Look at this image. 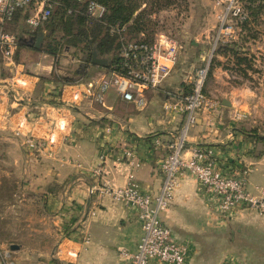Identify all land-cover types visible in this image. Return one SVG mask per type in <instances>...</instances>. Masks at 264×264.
<instances>
[{
    "label": "crops",
    "instance_id": "0c3cea01",
    "mask_svg": "<svg viewBox=\"0 0 264 264\" xmlns=\"http://www.w3.org/2000/svg\"><path fill=\"white\" fill-rule=\"evenodd\" d=\"M16 64L6 68L0 62V137L6 140L12 164L23 167L30 188L44 197V208L56 228L70 229L69 238L59 244L68 243L67 250L57 252L59 264H123L118 250L136 248L140 221L129 204L112 199L101 188L124 186L132 173L141 192H157L162 181L160 163L167 150L152 140L159 137L164 143L181 131L183 115L164 106L182 92L193 56L183 46L170 76L160 89L146 93L141 107L110 90L101 104L65 108L61 93L69 97L71 89L48 78L52 62L16 60ZM102 71L97 69V74ZM16 79L19 83H14ZM231 87L227 93L207 95L229 105L200 110L188 129L186 144L210 147L220 163L246 168V189L257 194L264 188V142L247 137L235 115L243 114V123L250 126L256 121L258 101L250 88ZM61 115L66 116L67 130L51 155L26 151L22 139L14 136L19 124L29 130L31 117L50 121ZM97 166L99 175L92 172ZM160 219L179 241L188 244L185 264H226L228 259L236 264H264V214L242 209L225 219L190 174L178 178L172 202ZM68 250L76 251V256H68Z\"/></svg>",
    "mask_w": 264,
    "mask_h": 264
},
{
    "label": "built area",
    "instance_id": "2783aa9c",
    "mask_svg": "<svg viewBox=\"0 0 264 264\" xmlns=\"http://www.w3.org/2000/svg\"><path fill=\"white\" fill-rule=\"evenodd\" d=\"M220 4L223 0H215ZM236 5L227 6L226 11L244 20L247 13ZM57 0H0V62L6 68L16 67L14 59L19 38L8 28L17 13L26 15L23 21L31 28L41 27L48 19ZM70 12V10H68ZM105 6L97 0H87L86 13L93 19H101L105 14ZM225 15L221 16V22ZM109 33L117 38L119 43L117 57L118 67L112 66L96 77L81 82L69 83V97L61 93V104L65 108H73L83 103H103L104 96L113 90L124 101L136 106L146 104V93L160 89L170 76L183 48V45L164 33H158L152 39H147L143 33L137 37L128 36L126 25H109ZM209 62L198 69L188 92H180L173 102L164 106L165 110L183 115V125L178 135L171 136L166 142L154 137L155 145H165L167 150L160 163L162 181L156 193L141 192L134 182V175H128V182L121 187L104 185L101 190L114 200H122L129 204L137 214L141 225V235L136 248L130 251L126 248L118 250L123 264H185L189 251L187 243L179 241L172 231L162 223L160 213L172 202L178 178L187 173L194 176L208 194L216 211L224 218L242 209H250L257 215L264 214V188L257 194L246 189L247 169H233L220 163L214 150L204 146H187L186 134L189 127L196 122L197 113L202 109L215 107L217 102L210 99L204 91V82L208 72ZM16 79L14 83H19ZM21 82V81H20ZM22 85H25L23 81ZM64 87V89L66 88ZM13 93L15 90L10 89ZM16 94V93H15ZM237 117H240L237 114ZM36 123H41L43 131L38 137L31 135L22 124L13 131L22 137L26 148L33 151L54 150L62 133H66L67 119L65 115L58 119L45 121L42 116L31 117ZM47 122V123H46ZM33 123V121H32ZM44 123L48 124V126ZM39 127V124H37ZM64 136V135H62ZM129 155V152H126ZM92 172L101 173L97 166ZM92 189L90 188V191ZM87 241V239H85ZM0 264H17L9 248L0 249ZM67 255L74 257L76 251L68 250ZM226 264H236L234 260H226Z\"/></svg>",
    "mask_w": 264,
    "mask_h": 264
},
{
    "label": "rangeland",
    "instance_id": "374dc122",
    "mask_svg": "<svg viewBox=\"0 0 264 264\" xmlns=\"http://www.w3.org/2000/svg\"><path fill=\"white\" fill-rule=\"evenodd\" d=\"M144 1L140 2L138 11L145 10L143 19L146 21L145 31L148 32L149 37L154 38L158 33L167 34L185 46L189 55L193 56L194 65H192L188 78L183 82V89L180 91L188 92L196 71L215 58L211 74L207 73L206 75L205 93L208 96L211 94L221 95L229 92L231 86L239 89L244 86L250 88L254 93L253 97L258 101L256 106L258 112L255 113L256 121L252 122L250 126L245 125L243 114L240 117L235 115V120L240 121L239 129L249 133L247 137L264 138V12L256 19L250 17L247 29L243 31L238 17H235L231 11H226L227 6L234 7L236 5L235 2L229 3V0H223L220 4L215 0H170L167 6L161 9L151 6L149 3L151 0ZM248 1L250 0H236L239 7L246 13L248 12L244 5ZM256 3H259V0ZM225 13L224 21L221 22V16ZM19 21L20 24L12 27V31L18 36L19 43H21V47L18 46L15 61L17 58L19 62H52L53 67L48 78L59 84L81 82L88 79L78 73V69L84 62L81 60L82 55L77 48L62 46L57 55H50L41 50L43 38L39 48H35L33 43L32 46H28L27 41L33 39L31 38L32 34L25 32V28L28 26L24 28L23 19ZM43 27L42 25L40 28ZM43 29L41 32L45 36V29ZM126 33L128 36L136 35L128 32L127 29ZM54 35L56 39L62 40L60 31L57 30ZM223 45H228V47L246 55L251 68L245 74L236 68L231 56L214 53ZM117 50L118 48L112 50L108 55L99 56L107 60L106 66H88L89 78L98 76L97 69H102V72L108 70L110 60L113 56H117ZM218 79H224L226 82H217ZM215 99L217 108L221 105H229L225 101L221 102L218 98ZM31 121L33 123L28 132L37 139L42 124L36 123L35 119H31ZM51 122L50 119L48 123ZM20 138L22 139V137ZM21 142L24 149L31 153L51 155L54 151L49 149L29 150L23 144V139ZM5 143L6 140L0 137V249L9 248L12 250L11 255L17 264H45L47 260L46 264H59V260L56 258L57 252L59 248L62 251L67 250L65 246L68 243L67 245L62 243L60 247L59 244L63 239L69 238L70 229L59 230L56 228L52 215L44 208V197L38 190L30 188L29 182L23 176V167L12 164ZM11 245H15L17 248L11 249Z\"/></svg>",
    "mask_w": 264,
    "mask_h": 264
},
{
    "label": "trees",
    "instance_id": "16d2710c",
    "mask_svg": "<svg viewBox=\"0 0 264 264\" xmlns=\"http://www.w3.org/2000/svg\"><path fill=\"white\" fill-rule=\"evenodd\" d=\"M105 6V14L101 19H93L86 13L87 0H57V3L51 10L48 19L44 22L43 28L45 29V36H43V42L41 50L50 55H57L59 49L62 46H69L77 48L82 55L83 65L78 69L80 75H84L89 78L87 67H98L92 63V55L96 53L97 56H104L110 54V52L118 48L116 37L109 33V25H127L128 32L135 33L132 37H137L138 34L143 33L147 39L149 37L146 32V21L143 19L145 10L141 9L140 2L144 0H97ZM250 0L244 6L247 9V17L244 20L239 21V24L243 31L247 28V23L250 17L256 19L262 12H264V0ZM170 0H151L149 3L151 6H156L157 9H161L167 6ZM70 10V12L68 11ZM26 15L17 13L13 19L12 24L8 28L12 33V27L16 25L17 20H21ZM26 25H24L25 28ZM43 28H25V32L32 34V41L35 40ZM43 29V30H44ZM61 32L60 39L54 37L56 31ZM15 34V33H14ZM21 40V39H20ZM20 42V41H19ZM21 47V43L18 44ZM18 49V48H17ZM18 50H16L14 59ZM215 54L224 56H231L234 60L236 68L241 70L244 74L251 68L250 61L245 54L240 53L238 50L223 45L214 51ZM114 55V54H113ZM17 60V58H16ZM215 58H212L209 62L208 75L211 74L213 69ZM119 58L112 57L109 62V68L115 66L118 67ZM229 69V67H226ZM233 68V67H230ZM255 134V133H254ZM259 141L264 142L263 137H256Z\"/></svg>",
    "mask_w": 264,
    "mask_h": 264
},
{
    "label": "water",
    "instance_id": "95a60500",
    "mask_svg": "<svg viewBox=\"0 0 264 264\" xmlns=\"http://www.w3.org/2000/svg\"><path fill=\"white\" fill-rule=\"evenodd\" d=\"M43 36H44L43 32H40V35L35 39V41L32 42V39H30L27 42V45H31L32 46V43H33V46L35 48H39ZM92 63L95 64V65H98V66H106L107 65V60L104 59V58L98 57L96 53H93V55H92ZM16 248H17V246L11 245V249H16Z\"/></svg>",
    "mask_w": 264,
    "mask_h": 264
}]
</instances>
